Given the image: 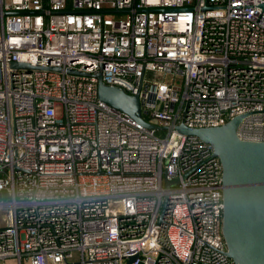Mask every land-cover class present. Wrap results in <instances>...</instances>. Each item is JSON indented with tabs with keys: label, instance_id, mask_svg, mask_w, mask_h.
<instances>
[{
	"label": "built area",
	"instance_id": "1",
	"mask_svg": "<svg viewBox=\"0 0 264 264\" xmlns=\"http://www.w3.org/2000/svg\"><path fill=\"white\" fill-rule=\"evenodd\" d=\"M262 4L0 0V262L233 264L220 162L175 128L264 142Z\"/></svg>",
	"mask_w": 264,
	"mask_h": 264
},
{
	"label": "water",
	"instance_id": "2",
	"mask_svg": "<svg viewBox=\"0 0 264 264\" xmlns=\"http://www.w3.org/2000/svg\"><path fill=\"white\" fill-rule=\"evenodd\" d=\"M260 8L264 11V4ZM8 67L29 68L21 63H10ZM96 79L98 100L145 128H156L143 119L137 96L104 85L100 73ZM246 116H236L219 127L188 128L178 125L175 129L180 134L210 145L220 162L221 230L227 257L233 264H264V142H247L238 138L239 126ZM164 211L165 208L162 215Z\"/></svg>",
	"mask_w": 264,
	"mask_h": 264
},
{
	"label": "rangeland",
	"instance_id": "3",
	"mask_svg": "<svg viewBox=\"0 0 264 264\" xmlns=\"http://www.w3.org/2000/svg\"><path fill=\"white\" fill-rule=\"evenodd\" d=\"M0 264H16V261L13 259H7L3 262H0Z\"/></svg>",
	"mask_w": 264,
	"mask_h": 264
}]
</instances>
